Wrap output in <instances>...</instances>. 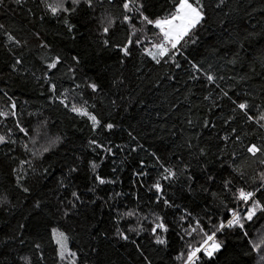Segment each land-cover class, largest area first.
I'll use <instances>...</instances> for the list:
<instances>
[{
	"label": "snow or ice",
	"instance_id": "snow-or-ice-1",
	"mask_svg": "<svg viewBox=\"0 0 264 264\" xmlns=\"http://www.w3.org/2000/svg\"><path fill=\"white\" fill-rule=\"evenodd\" d=\"M28 3L29 0H0V7L15 5L13 11L26 10L29 19L35 17L41 26L55 21L65 30L64 35L73 41L83 35L79 26L86 27L100 50L115 55L121 69L133 60L135 52L143 58L142 63L150 61L158 69L167 68L165 77L170 82L177 70H183L187 74V92L194 95L193 90L199 86L205 93L203 101L209 102V111L200 121H194L190 116L181 121L189 129L202 130L184 137L175 145L176 149L187 153V159L173 151L172 155L178 158L165 164L157 152L145 148L138 135L127 129L124 131L129 142L118 144L112 139L119 131L118 122H102L94 114L95 104L90 103L88 93L96 97L103 89L95 80L80 76L81 54L75 53L66 61L60 54H52L50 42L40 30L32 32L30 35L36 42V48L30 51L42 66L41 75L36 76L34 71L32 75L37 82H42L40 94L46 97V104L25 114L18 110L16 99L6 88H0V99L6 98L0 104V125L6 129L5 134L0 135V146H12L5 153L11 160L16 159L11 153L16 152L17 147L24 153L11 167L14 178L11 187L0 186V212L14 215L13 209L24 207L27 212L25 220L40 217L46 222L55 221L48 224L55 244V264H86L81 256L98 253L95 244H89L87 252L73 250L69 232L62 227L63 223L82 215L85 207L91 208L94 216L99 208L101 217L107 210L109 226H103V219L94 220L87 230L92 240L133 245L136 253L143 257V264L152 262L145 255L140 238L147 239L157 252L167 251L170 232H174L180 242V250L172 257L173 264H264V103L233 98L231 87L225 88L221 83L234 80L239 84L245 80V77L225 76L223 68L241 61L242 41L252 39L254 33L237 36L240 50L233 49L222 57V66L209 63L205 67L203 58L197 60L185 55L188 48L198 44L199 32L208 22L210 5L205 0H170L171 7L164 15L148 14L146 0H39L38 17L31 8L26 9ZM213 3L217 14H222L217 23L231 38L232 29L224 20L231 13L223 11L231 0H213ZM28 44V39L0 23V45L10 54L28 48ZM29 59L24 53L13 55L8 65L10 74L22 75L31 71ZM134 68L133 75L142 79L141 69L136 65ZM122 77V72L120 76H114L111 87H126ZM65 79L69 81L68 87L63 86ZM187 98L185 95V100ZM261 101L264 102V97ZM225 104L230 107L231 115L220 120L219 127L224 132L220 135L216 132L218 124L214 117L222 112ZM53 105H59L74 118L86 120L94 137L106 134V143L98 138L87 140L86 151L91 152L93 158L87 160L88 183L84 190L76 183L84 153H77L75 148L66 146V138L52 130L46 108ZM111 105L114 109L121 107L116 100H112ZM124 111L127 112L128 107ZM170 111L176 109L173 107ZM8 124L13 127H8ZM168 131L174 135L171 128ZM204 132L217 142L215 162L209 159L211 149L201 143ZM17 133L27 139H14ZM116 150L123 153L125 159L120 165L113 161L115 166L110 170L111 175H102V166L109 157L117 155ZM140 150L155 163L140 159L138 167L131 173L130 190L125 192L120 175L124 168L121 165L126 163L127 157L138 154ZM60 152L70 163H65L60 176L55 178V184L50 188L52 196L41 198L34 195L40 182L51 175L50 166L46 167L45 163ZM149 168L156 169L154 178L150 180L152 173L147 170ZM139 188H146L148 193L154 194L149 197V204L155 208L141 205ZM197 194L200 198H207L199 214L180 202ZM169 210L171 223L167 220ZM26 228L25 223H18L3 245L7 248L16 241L23 246L30 243L35 260L18 252L10 264H35V261L43 264L42 243L27 241L24 235ZM236 249H240L239 253ZM233 254L239 259L230 258Z\"/></svg>",
	"mask_w": 264,
	"mask_h": 264
},
{
	"label": "trees",
	"instance_id": "trees-1",
	"mask_svg": "<svg viewBox=\"0 0 264 264\" xmlns=\"http://www.w3.org/2000/svg\"><path fill=\"white\" fill-rule=\"evenodd\" d=\"M38 2L39 0H29L26 5V9L31 8L36 13V17H38L40 11L37 8ZM146 3L150 15H164L171 7L170 0H146ZM205 3L210 5L208 22L199 32L198 44L188 48L185 55L189 58L195 57L197 60L203 58L205 67H208L209 63L220 67L223 65L222 57L227 56L233 49L240 50V44L236 43L237 36L244 37L249 32L254 33L252 39L242 41L241 61L235 66L228 65L223 68L225 76H240L245 77V80H242L239 84H236L234 80H226L221 83L225 88L231 87L230 95L233 98H247L257 104L264 103L261 101V97H264V11H262L264 10V0H231V3L223 9L224 12L231 13L230 17H224L225 22H228L229 27L232 29L233 36L231 38L221 30L220 25L217 23L222 14H217L213 0H205ZM14 8L15 5L7 8L0 7V23H4L10 29L15 30L17 35L28 39L29 44L28 48L17 50L11 54L8 49L0 45V88H6L9 95L16 99L18 110L24 111L26 114L27 111H34L41 105L46 104V97L40 94L42 82H37L32 75V71L35 72L36 76L41 75L42 66L30 51L36 48V42L32 39L30 33L40 30L50 42L52 54L58 53L66 61L75 53L81 54L83 63L80 68V76L95 80L103 89V92L96 97H93L90 92L88 93L90 103L95 104L94 114L102 122H118L119 131L112 137L116 143L124 145L129 142L127 132L124 131L127 129L138 135L145 148L157 152L165 164L170 159L178 158L172 155L173 151H177L186 159L188 158L187 153L176 149L175 145L181 143L184 137L202 130L199 128L189 129L181 121L188 116L194 121L202 120L208 114L209 102L203 101L202 97L205 93L199 86L193 90L194 95L187 92L185 85L187 74L183 70H177L174 74V80L170 82L165 77L167 68L158 69L150 61L142 63L143 58L135 52L133 60L129 61L126 68L121 69L116 62L115 55L100 50L86 27L79 26V31L83 35L73 41L64 35L65 30L55 21L47 22L41 26L35 17L29 19L26 10L17 9L13 11ZM119 38L117 37V39ZM213 45H215V48H213ZM21 53L30 57L28 66L31 71L22 75L10 74L8 65L11 57L13 55L19 56ZM181 63H184V61L181 60ZM134 65L141 69L142 79H137L133 75L135 72ZM121 72L126 87L112 88V78L120 76ZM63 86H69L67 79L63 81ZM176 89H179V91ZM246 93L248 94L247 97L245 96ZM185 95L188 96L187 100H185ZM213 95H215V92ZM5 99H0V104L4 103ZM112 100H116L121 107L114 109L111 105ZM125 107H128L127 112L124 111ZM173 107L176 111H170ZM46 115L52 121V130L66 138V146L75 148L77 153H84L82 170L76 178V183L84 190L88 183L87 160L93 158L92 153L86 151L87 140L98 138L106 143L107 141L104 139L106 134L94 137L86 120L74 118L71 113H66L59 105L48 106ZM229 115H231L230 107L225 104L222 112L214 117L218 124L216 129L218 134H224L219 127L220 120ZM8 127H13V125L8 124ZM247 127L246 125L245 128ZM169 128L172 129L174 135L169 133ZM13 130L15 131L14 128ZM5 132V127L0 125V135L5 134ZM13 138L27 139L18 133ZM247 139L245 137L246 141ZM252 139L257 140L258 138L252 137ZM132 143L134 144V142ZM201 143L211 149L209 159L215 162L214 154L216 153L217 142L214 137L204 132ZM11 147V145L7 147L0 146V186L11 187V183L14 182V178L11 176V167L15 166L24 155L22 149L17 147L16 152L11 153L16 159H9L5 153L9 152ZM116 151L117 155L109 157L102 166L100 170L102 175H111V168L120 165L121 160L125 159L123 153ZM228 151L231 152L232 148L229 147ZM140 159H144L150 164L155 163L143 150H140L138 154L127 157L126 163L121 165L124 171L120 173L123 179L122 187L125 192L130 190L131 173L138 167ZM113 161H115V165ZM65 163H70V161H65L62 152L51 156L50 160L45 163L46 167L50 166L51 175L40 182L34 191V195L41 198L52 196L50 188L55 184V178L60 176ZM147 170L152 173V176L148 179L154 178L156 169L149 168ZM31 183L32 178L31 173H29V184ZM138 191L142 198L141 205L155 208V205L149 204V197L154 194L148 193L146 188H139ZM168 195L171 196L172 193L169 192ZM206 199L200 198L197 194L193 198L185 197L180 202L199 214L203 211ZM95 211L96 215L94 216L92 209L85 207L82 215L62 224V227L68 230L71 237L70 247L73 250L82 249L87 252L89 251L88 245L95 244L98 253L88 257L81 256L86 264H143V257L136 253L133 245H124L122 242L116 243L110 240L91 239L87 230L92 227L94 220L103 219V226H109L107 210H104L105 215L103 217L99 215V208ZM13 212L14 215H5L0 212V264H10L12 257L18 252L33 257L35 260L30 243L23 246L16 241L14 245L10 243L7 248L3 245L4 240L13 234L15 226L21 222L27 225L24 233L26 240L29 242L38 240L42 243L45 257L43 264H55V244L51 240L48 227L49 223L54 224L55 221L46 222L40 217L25 220L24 216L27 215V212L24 207H17L13 209ZM167 220L171 223V210H169ZM169 240V249L157 252L155 246L150 245L147 239L140 238L145 255L150 258L152 264H173L172 257L180 250V242L174 232L169 233ZM239 251L240 249H236L237 253ZM230 258L239 259V256L233 254ZM35 264H40V262L35 261Z\"/></svg>",
	"mask_w": 264,
	"mask_h": 264
}]
</instances>
